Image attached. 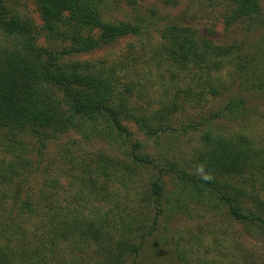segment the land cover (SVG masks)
<instances>
[{
    "label": "trees",
    "instance_id": "16d2710c",
    "mask_svg": "<svg viewBox=\"0 0 264 264\" xmlns=\"http://www.w3.org/2000/svg\"><path fill=\"white\" fill-rule=\"evenodd\" d=\"M34 2L40 26L19 13L14 0H0V133L6 141L0 157V264H140L162 247L177 264H264L227 230L199 226L171 235L168 224L171 216L189 212L190 203H205L213 215L241 224L244 237L264 239V139L245 125L227 133L211 124L218 116L247 120L252 112L247 95L264 92V76L238 88L235 80L220 76L234 66L231 46L172 23L151 44L148 68L164 64L159 78L168 72L173 87L163 88L154 102L146 79L128 75L137 73L135 57L108 64L74 57L141 36L142 24L105 20L108 0ZM235 2L227 24L259 15L258 0ZM206 95L223 103L208 114L191 162L180 168L170 161L159 164L128 126L155 138L186 131L197 124L174 125L176 114ZM154 103L157 108L150 109ZM87 126L121 140L122 150L99 153L72 178L75 186L65 197L58 180L48 179L38 193L27 191L21 198L13 178L28 162L16 135L45 128L53 136Z\"/></svg>",
    "mask_w": 264,
    "mask_h": 264
},
{
    "label": "rangeland",
    "instance_id": "374dc122",
    "mask_svg": "<svg viewBox=\"0 0 264 264\" xmlns=\"http://www.w3.org/2000/svg\"><path fill=\"white\" fill-rule=\"evenodd\" d=\"M108 0L102 9V17L111 22L127 21L133 24H142L144 33L141 36L128 35L117 39L115 42L99 50L90 53L74 54L80 60L102 59L107 62L117 60L119 57H135L137 73L129 76H138L146 79L150 86L149 94L154 102L169 84L168 72L162 73L164 79H160V72L165 71V65L160 63L159 68H148L153 62L148 61L152 56L151 44L159 41L161 28L168 24L190 26L200 35L206 36L216 44L231 46L234 66L228 65L220 72L222 78L231 82L235 80L236 86L245 87L251 81L264 76V0H258L259 15L251 20L243 18L227 24V15L236 5L235 0ZM16 10L21 14L30 16L36 26H40L41 20L34 0H14ZM43 37L38 40L42 43ZM238 61H241L240 65ZM108 64V63H107ZM147 68V69H146ZM123 72V71H120ZM122 74V73H121ZM183 76V75H182ZM142 79V78H141ZM142 79V80H143ZM183 80L179 84L185 86ZM152 86V89H151ZM252 112L244 121H228L223 116H218L211 123L215 129H221L227 133L240 131L245 125L247 132L255 138L264 139V92L249 93L247 95ZM142 103V101H140ZM221 99L202 97L198 103L188 104L184 110H180L175 116L174 125H187L189 122L197 124L186 131L164 132L157 138L145 136L135 124L128 123L134 132V137L144 143L145 151L156 159L159 164L174 162L178 167L191 162L197 147L200 144L201 134L208 128V114L218 110L222 105ZM153 104L150 109L157 108ZM48 129H36L22 132L16 135L22 146L24 160L28 163L21 169L18 176H14V187L21 193V198L27 191L39 192L48 179L58 180V189L62 196L75 186V176L81 168L87 164H93L99 153L105 155L118 154L122 148L121 140H112L108 136L99 135L90 126L78 130L50 135ZM48 135L49 137L44 138ZM57 135V136H55ZM43 144V140H46ZM50 139V140H48ZM5 139L0 133V157L3 156ZM105 152V153H104ZM19 170V169H18ZM147 173V172H146ZM72 178L74 181H72ZM73 182V185H71ZM13 185V183H11ZM10 184V185H11ZM19 186V187H18ZM61 199L58 201L60 202ZM67 204V200L61 202ZM191 210L185 214H175L169 219L170 234L180 229L179 235L187 233L186 229L195 231L197 227L203 229L214 228L217 233L228 231L234 240L242 241L253 251L256 256L264 260V239L244 237V229L241 224H232L223 216L209 212L205 203H190ZM195 229V230H193ZM182 237V236H181ZM95 258L96 254H87ZM140 264H177L172 260L166 247L159 248L153 260L149 256H143Z\"/></svg>",
    "mask_w": 264,
    "mask_h": 264
},
{
    "label": "clouds",
    "instance_id": "9594fccd",
    "mask_svg": "<svg viewBox=\"0 0 264 264\" xmlns=\"http://www.w3.org/2000/svg\"><path fill=\"white\" fill-rule=\"evenodd\" d=\"M205 178H207V177H205Z\"/></svg>",
    "mask_w": 264,
    "mask_h": 264
}]
</instances>
